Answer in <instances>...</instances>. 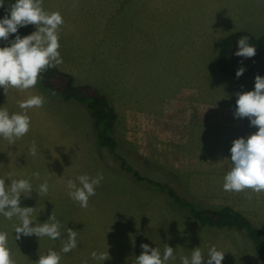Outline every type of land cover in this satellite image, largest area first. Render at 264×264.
Returning <instances> with one entry per match:
<instances>
[{
	"label": "rangeland",
	"instance_id": "rangeland-1",
	"mask_svg": "<svg viewBox=\"0 0 264 264\" xmlns=\"http://www.w3.org/2000/svg\"><path fill=\"white\" fill-rule=\"evenodd\" d=\"M131 1L118 0L116 9L111 8L115 1L110 0H54L53 6L48 4L49 12H59L63 18L62 43L66 45L68 40L71 50L76 45L70 64L85 68L84 74L80 69L74 71L73 84L89 81L116 113L112 135L117 156L97 145V128L89 109L75 102L59 108L51 117L30 120L29 132L14 145L0 137V179H5L6 186L11 179H27L33 185L31 198H20L21 207L35 208L31 226L51 223L48 219L52 212L61 224L57 240L46 236L39 239L34 234H21L15 240L14 225L19 220L0 215V231L8 234L11 258L15 264H35L39 256L53 250L61 257L59 264H135L144 243L159 249L161 255L166 244L172 247L176 259L168 264H180V257L190 258L197 247L204 257L202 264H207L213 246L225 253L222 264H261L243 231L201 226L165 190L120 169V157L141 176L170 185L196 207L228 205L239 210L264 234V193H251L253 198L248 200L245 192L223 190L224 177L232 168V142L258 131L247 117H234L236 93L253 91L255 75L237 78L220 72L216 63L218 43L215 49L211 41L215 30L208 23L217 20L212 7L216 2L221 8L255 13L254 21H262L264 0H149L146 12L142 0ZM175 3L182 8L176 23L169 18ZM161 8L165 9L166 23L156 22L162 17ZM237 18L243 20L241 12ZM145 19L147 23H143ZM223 26L219 33H230L232 26ZM119 28L133 32V47L126 54L113 47L110 52L123 65L107 64L104 49H109L105 47L109 41L91 40L90 36H111L120 33ZM179 31L183 35L188 31V37L191 34L196 38L192 39L197 42L196 50L185 47L189 38L175 49L177 43L170 37L179 35ZM110 40L113 45L115 40ZM127 65L131 80L140 77L146 88L148 104H143V93L136 88L141 83L121 81L118 74L119 81H114L111 78L115 72L110 78V68L119 66L127 72ZM144 67L150 71H140ZM33 142L35 156L29 152ZM34 172L40 173L39 179L32 176ZM98 173H103L104 179L89 198V206L82 208L69 197L65 181ZM45 181L48 193L38 196L36 191ZM67 228L77 231V247L64 253L61 249L67 240ZM93 251H108L110 259L95 261L91 258Z\"/></svg>",
	"mask_w": 264,
	"mask_h": 264
},
{
	"label": "clouds",
	"instance_id": "clouds-1",
	"mask_svg": "<svg viewBox=\"0 0 264 264\" xmlns=\"http://www.w3.org/2000/svg\"><path fill=\"white\" fill-rule=\"evenodd\" d=\"M43 0H15L9 7V15L0 19V40L9 41L10 34H16L15 39L10 41L11 46L0 47V87L4 89L5 95L8 89L27 90L36 86L40 74L48 68L61 64L59 43V29L64 23L59 12H46L43 7ZM4 0H0V8L4 7ZM34 25L36 31L24 36L18 34L20 27ZM247 36L237 41L238 51L236 56L252 58L256 55L257 49L249 44ZM243 67L236 71V77L243 75ZM238 99L234 111L235 118L250 120V126L258 127V131L247 139L241 137L232 142L230 149L232 168L224 177L223 190L227 192L246 193V199L251 200V193H264V77H255L253 91L236 93ZM44 104V98L33 95L24 101H18V107L25 110L23 114H9L0 108V137H3L9 144H15L17 139L25 136L30 130V117L26 110L39 108ZM32 156L37 154L35 142L29 149ZM35 179L40 178L39 172H34ZM104 179L103 173L95 177L79 175L75 180L65 181L69 197L82 208L89 206V198L96 194V187ZM78 182V183H77ZM49 186L47 181L39 185L36 193L38 196L47 195ZM246 190H250L247 191ZM33 185L27 179H11L9 186L5 185V179H0V215L5 219L12 220L16 217L18 225H14L16 233L15 240L21 238V234L30 237L33 234L39 239L48 237L57 240L61 236V224L52 212L48 221L38 226H31L33 221L31 215L35 208L21 207L20 198H31ZM77 231L67 228V240L61 249L68 253L77 247ZM142 253L136 257L135 264H168V261L175 260L174 249L167 244L163 254L157 248H150L148 244L142 243ZM223 252L217 251L215 246L208 251L207 264H222ZM91 258L98 262L110 259L107 252L91 253ZM60 255L49 250L47 255L39 256L35 264H59ZM204 257L199 247L191 252V257L181 256L180 264H202ZM0 264H15L8 249V234L0 231Z\"/></svg>",
	"mask_w": 264,
	"mask_h": 264
},
{
	"label": "trees",
	"instance_id": "trees-1",
	"mask_svg": "<svg viewBox=\"0 0 264 264\" xmlns=\"http://www.w3.org/2000/svg\"><path fill=\"white\" fill-rule=\"evenodd\" d=\"M15 0H4L6 15H9V7ZM32 33V25L20 27L18 34L23 38ZM16 34H10L11 40ZM249 38V44L257 49L256 55L252 58H243L235 55L238 51L237 41L243 37ZM218 69L226 75L236 76V71L243 67V75L253 73L264 77V33L253 36L245 30H235L223 36L219 42L216 57ZM241 75V76H243ZM41 84L50 91L58 94L64 99H74L84 102L89 109V114L97 128L96 143L98 146H105L111 154L115 153L116 140L112 135L113 120L116 113L103 94L89 83L79 85L73 84V76L63 72L56 67L48 68L40 74ZM120 169L130 172L135 179L145 180L158 186L160 190H165L171 199L181 207H185L188 213L201 226H213L216 228H234L243 231L253 244L260 261L264 264V234L263 231L239 210L228 206L218 208H199L187 198L176 193L173 187L160 181H153L141 176L136 170L126 165L124 158H121Z\"/></svg>",
	"mask_w": 264,
	"mask_h": 264
},
{
	"label": "crops",
	"instance_id": "crops-1",
	"mask_svg": "<svg viewBox=\"0 0 264 264\" xmlns=\"http://www.w3.org/2000/svg\"><path fill=\"white\" fill-rule=\"evenodd\" d=\"M61 1L63 2V0H61ZM113 1H115V3H112ZM157 1L160 2V0H156V3H157ZM131 2L133 3V0ZM142 2H143V6L145 8L144 11L146 12L148 10V8H149V6H148L149 5V0H142ZM53 3H54V0H43L42 7H43V9L46 12H49L48 4H51L53 6ZM110 3H112L110 5L111 8L114 7L113 9H116L118 0H110ZM212 7H213V9H215L217 11V12H215V16L217 17V20H215L214 23L210 22V21H208V23H212L213 24V28L211 30H215V32L213 33V35L215 36V39H211V41L215 45V49H217V43H218V48H219V42H220L221 38L226 35V34L224 35L222 33H219L221 31V29H223L221 27L223 25H226L227 27L228 26H232V28L230 30H228L230 32L235 31V30H245V31H248L253 36H259L260 34L264 33V20H262V21H254L255 17L253 18V16H255L254 15L255 13L251 14L250 12H243V11H240L239 9H237V8H234V9L221 8V7L217 6V2L215 4L213 3ZM161 9H162V11H161L162 12V17L159 16L156 19V22L159 23L160 21L163 20L166 23L167 19L165 17V9H163V8H161ZM250 9H256V8H250ZM181 10H182V8H180V6L177 7V4L175 3L172 6V9H171L172 16L169 17L170 20H173L174 23H176V19L179 18L178 14L181 13ZM238 12H241V14L243 15V20L237 18V13ZM5 15H6L5 10H3V8H0V19H3L5 17ZM143 23H147V20L145 19V21H143ZM179 23H180V21H179ZM120 24L122 25L123 22H120ZM148 25L152 26V25H150V23H148ZM248 25H251L250 28H248ZM124 26H125V22H124V25L120 26V27H124ZM218 26H220V29H218ZM62 28H63V25H62ZM62 28L59 31L60 48L58 49V51L60 52V57L62 58L63 62L61 64L57 65L56 68H58L59 70H61L63 72L70 73L73 76V81H75L76 72H74V71L76 69H80L81 73L84 74L85 73L84 72L85 68L83 70V67H79V68L77 67L76 68V67H74V66H72L70 64L71 51L72 52L75 51L76 45H73V49L71 50L69 48L70 45H69L68 40H67L66 45L62 43L63 38H65V35L62 32ZM115 29L117 30L118 27L115 28ZM122 29L123 28H121V29L119 28V30L121 32L118 33V31H117V33H113V34H111V36L110 35H101V34L100 35L98 34L97 37L90 36V37H92L91 40L94 39V40H108L109 41V44L107 46H105V47H109V49H104L106 57H108V59L106 60L107 64H109V63L116 64L117 63V65L118 64L123 65L121 62L119 63L118 60L115 61V59L113 57V53L110 52L111 49H113V47L114 48L118 47V51H120L121 54L123 52L126 54V51L129 52L130 47H133L132 46L133 32L131 30H127L126 32H124L125 30H122ZM34 31H36V28H35L34 25H32V33ZM187 33H188V31H186V34L183 35L181 33V31H179V33H178L179 35L170 37V38H173V42L174 43H177L176 46H175V49L180 48L181 44L183 43V40L188 39V38H189V43L186 44L185 47L187 49H190L191 47H192L193 50L197 49V42L195 43V41H192V39L196 40V38L192 37L191 34L188 37L189 34H187ZM109 36H110V39L115 40V43L113 45H112L111 40L108 39ZM134 36L137 37V36H139V34H135L134 33ZM66 37L68 39V34L66 35ZM10 41H11L10 36H9V41L0 40V47L11 46L10 45ZM116 41H117V43H116ZM181 51H183V50H181ZM178 53H180V50L178 51ZM183 53L187 54V52H183ZM188 53L190 55L192 52H188ZM217 53H218V50H217ZM216 56H217V54H216ZM78 57H79V62L81 64H83L82 55H79ZM78 57H76V58H78ZM126 61H127V58L125 56L124 63ZM180 64L181 63H179V65ZM148 67H144L140 71H150ZM126 69H127V72L122 67H119V66H115V67L110 68V70H112L110 72V78L113 75V73L115 72V76L113 75L112 78H111L114 81H119V79L117 77V74H118V76L120 77L121 81L124 78L127 83H132L133 81L141 83L139 85H136V88H139L140 92L143 93V95H142L143 104H148V102H147L148 98H147V95H145L147 93V91H146V88L142 85V81H141L140 77H138V78L133 77V81H132L131 78L128 76L129 75V65H127ZM155 69H157V67ZM123 71H125V75H122L124 73ZM195 72H197V64H196ZM129 79H130V82H129ZM87 82L90 83L89 81H82V82H79V83L74 82V83H75V85H79V84H83V83H87ZM133 86H134V84H133ZM128 88H131V87H128ZM133 88L134 87H132L131 89H133ZM33 95L42 96L44 98V104H43L42 107H39V108L33 107V108H30V109L26 110V114L30 117V120H35V119L43 120L45 118H48L49 116L51 117L55 111L56 112L60 111L59 108H62L65 105L68 106L69 102H75L78 106L82 105L84 108L86 106V104L84 102L77 101V100H74V99H71L73 101H69V99H64L61 96H59L58 94L50 91L48 88H45L41 84L40 76H39L36 86L33 87V88H30V89H27V90L21 91V90H18V89L10 87L8 89L7 94L5 95L4 89L2 87H0V108L6 109L9 112L10 115L13 114V113L23 114L25 112V110H23V109L18 107V101H24V100L28 99L29 97H31ZM154 103L157 104V105L160 104V102H157V103L154 102ZM154 103L151 102V104H154ZM59 182L61 184H64V182L62 180H59Z\"/></svg>",
	"mask_w": 264,
	"mask_h": 264
}]
</instances>
